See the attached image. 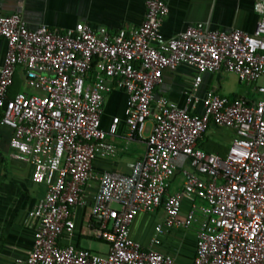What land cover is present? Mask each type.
I'll return each mask as SVG.
<instances>
[{"label": "built area", "instance_id": "1", "mask_svg": "<svg viewBox=\"0 0 264 264\" xmlns=\"http://www.w3.org/2000/svg\"><path fill=\"white\" fill-rule=\"evenodd\" d=\"M253 10L251 34L196 23L172 38L161 32L165 0H146L141 25L114 35L85 23L64 31L30 29L19 14L0 12L6 43L0 126L12 131L9 157L29 164L32 181L45 186L30 213L37 225L31 250L13 264H175V257L130 237L138 215L159 209L164 218L157 235L197 225L192 264H264V0H254ZM180 65L197 72L184 105L154 101L163 72ZM17 69L35 95L8 97ZM220 71L259 82V99L228 100L212 92L198 98L201 75ZM113 88L127 95L128 137L146 144L128 175L93 171L96 158L115 151L106 138L119 119L107 131L100 126L104 96ZM210 125L232 131L224 158L197 147ZM180 158L189 167L180 171L181 189L170 194ZM79 211L81 235L104 242L105 254L73 245Z\"/></svg>", "mask_w": 264, "mask_h": 264}, {"label": "crops", "instance_id": "2", "mask_svg": "<svg viewBox=\"0 0 264 264\" xmlns=\"http://www.w3.org/2000/svg\"><path fill=\"white\" fill-rule=\"evenodd\" d=\"M146 0H0L3 15L19 14L30 29L46 26L50 30L64 31L77 23H85L93 30L104 28L114 35L120 31L137 29L145 16ZM168 13L162 19L161 32L165 38H172L196 23H207L211 30L231 31L238 29L251 34L257 22L253 10L254 0H165ZM6 53L5 40L0 37V68ZM195 69L180 65L175 70H165L159 85L154 88V101L160 98L181 107L186 94L193 89ZM15 77L25 81L23 69H17ZM14 82V80H13ZM25 86L26 85V82ZM254 84V83H253ZM13 85V83H12ZM10 96L17 92H12ZM28 88V86H27ZM34 91V90H33ZM215 93L228 100L248 98L257 100L256 86L242 82L234 74L225 71L204 73L195 91L198 98L207 93ZM259 98V95L257 96ZM127 95L122 89L113 88L105 94L100 118L102 130L107 131L112 119L118 118L117 131L107 136V142L114 146V153L105 158H96L93 171H112L128 175L135 162L146 152L144 141L130 139L124 123ZM151 122L146 125L144 136L150 133ZM12 131L0 126V264H13L16 258L25 259L33 244L36 221L30 216L45 193V186L31 179L29 164L9 157V139ZM233 138L232 131L210 125L197 142V147L207 153L224 158ZM177 169L169 181L168 192L173 194L182 187L181 169L188 168V161L180 158ZM196 204H202L195 200ZM189 209V201H184L182 212ZM77 234L72 241L77 249L91 250L105 254L107 245L101 241L81 235L82 212L79 211ZM155 217L140 214L134 220L130 237L143 248L151 247L157 252L175 257V264H192L195 256L196 230L193 225L187 230H170L156 234L155 227L162 223L164 212L159 209ZM157 242L151 244V240ZM89 241L99 242L106 247L99 251L87 247ZM86 241V242H84Z\"/></svg>", "mask_w": 264, "mask_h": 264}, {"label": "rangeland", "instance_id": "3", "mask_svg": "<svg viewBox=\"0 0 264 264\" xmlns=\"http://www.w3.org/2000/svg\"><path fill=\"white\" fill-rule=\"evenodd\" d=\"M13 80H14V82H13V85L11 87L12 92L19 91L20 93H26L28 95H35L36 94V92L33 91V89H31L30 87L27 88V86H25V83H24L25 81L22 78L15 77V79H13ZM253 85L258 87L260 85V83L257 82V83L252 84V86ZM9 95H10V92H9ZM257 96H256V99H259ZM150 216L155 217L154 214H151ZM84 242H86V241H84ZM85 245L87 247H90L91 249H94V250H99V251H105L106 250V247L103 244H100L99 242H93V241L87 240Z\"/></svg>", "mask_w": 264, "mask_h": 264}, {"label": "trees", "instance_id": "4", "mask_svg": "<svg viewBox=\"0 0 264 264\" xmlns=\"http://www.w3.org/2000/svg\"><path fill=\"white\" fill-rule=\"evenodd\" d=\"M8 97H11L10 95H9V89H8ZM1 138V137H0Z\"/></svg>", "mask_w": 264, "mask_h": 264}]
</instances>
